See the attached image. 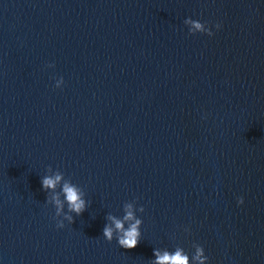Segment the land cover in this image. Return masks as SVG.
Listing matches in <instances>:
<instances>
[{
    "label": "water",
    "instance_id": "obj_1",
    "mask_svg": "<svg viewBox=\"0 0 264 264\" xmlns=\"http://www.w3.org/2000/svg\"><path fill=\"white\" fill-rule=\"evenodd\" d=\"M57 171L89 205L63 228L40 182ZM125 202L132 249L102 236ZM201 246L264 264V0H0V264Z\"/></svg>",
    "mask_w": 264,
    "mask_h": 264
},
{
    "label": "clouds",
    "instance_id": "obj_2",
    "mask_svg": "<svg viewBox=\"0 0 264 264\" xmlns=\"http://www.w3.org/2000/svg\"><path fill=\"white\" fill-rule=\"evenodd\" d=\"M185 23L191 24V28L188 30L189 34L203 33L208 36H212V31L204 26V23L198 20H185ZM217 29L220 28V24H216ZM63 84V78L57 81L56 87L59 88ZM51 168V167H49ZM41 186L43 191H51L53 195L49 200L46 197L45 202L47 204L51 203L54 205L55 214L53 219L63 215V219L56 220V227L63 228L64 221H67L69 224L73 223V216L71 213H75L76 216H79L83 213L86 208L89 206L84 198V193L80 188L73 184L70 180H65L63 173L57 171L52 176H43L41 178ZM60 186V191L57 192V186ZM61 196L63 199H61ZM243 203V198H237V204ZM67 205V211L64 212V206ZM135 211L143 212V206L135 207ZM123 216L122 218H117L113 214H108L106 219L111 221V224L114 225V228L105 224L102 229L103 238L111 242L113 239L116 240L119 247L124 249H132L137 246L141 238L140 226L142 220L137 218L134 214V204L132 202H125L122 206ZM131 221L127 227L125 223ZM114 230L116 235L114 236ZM188 231V229H185ZM153 256L155 259L151 264H189V257L184 251L180 248H177L174 252L164 251L160 252L156 249L153 250ZM193 261L197 264H205L208 257L204 255L203 247H197L195 255L192 257Z\"/></svg>",
    "mask_w": 264,
    "mask_h": 264
}]
</instances>
